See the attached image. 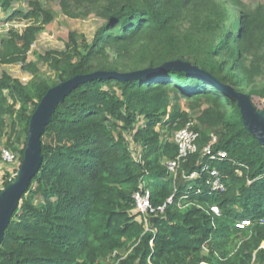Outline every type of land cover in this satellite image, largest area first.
<instances>
[{"label": "trees", "instance_id": "1", "mask_svg": "<svg viewBox=\"0 0 264 264\" xmlns=\"http://www.w3.org/2000/svg\"><path fill=\"white\" fill-rule=\"evenodd\" d=\"M11 2L0 0V7L6 11ZM27 4L5 19L24 28L0 38V64H21L32 75L23 83L0 74V151L16 152L19 161L37 103L75 74L181 60L248 93L252 103L253 95L264 99V3L59 0L65 16L94 14L102 24L90 42L69 31L64 49L47 50L36 61L28 53L55 14L39 0ZM39 61L57 81L38 76ZM190 121L199 134L197 151L181 159L174 176L167 168L178 155L173 135ZM211 134L225 159L201 156ZM41 153L40 169L5 229L0 264H264V146L244 128L236 100L206 79L170 69L79 84L45 126ZM204 163L219 170L223 192H208L204 172L194 181L182 178ZM4 173L5 186L13 178ZM141 187L155 208L172 196L148 230L132 196ZM242 220L251 224L237 227Z\"/></svg>", "mask_w": 264, "mask_h": 264}, {"label": "water", "instance_id": "2", "mask_svg": "<svg viewBox=\"0 0 264 264\" xmlns=\"http://www.w3.org/2000/svg\"><path fill=\"white\" fill-rule=\"evenodd\" d=\"M170 69L182 70L188 74L206 79L218 87L225 95L235 99L244 128L264 146V108L258 110L252 103L248 93L234 90L230 85L221 83L209 72L190 62L171 60L155 68H145L130 72L97 70L86 74H75L71 78L49 87L30 115L22 159L13 180L0 191V245L3 241L5 229L12 220L21 196L28 190L32 178L37 174L42 164L41 135L43 130L50 122L57 105L63 102L71 90L79 84L94 79L114 78L125 82L156 75L161 71ZM155 219L156 216H151L150 222L153 223Z\"/></svg>", "mask_w": 264, "mask_h": 264}, {"label": "rangeland", "instance_id": "3", "mask_svg": "<svg viewBox=\"0 0 264 264\" xmlns=\"http://www.w3.org/2000/svg\"><path fill=\"white\" fill-rule=\"evenodd\" d=\"M42 2L44 7L49 8L54 14L55 17L51 23H49L42 31L37 33L36 40L34 41L29 53H28V60L36 61L37 55L44 54L47 50L57 49L62 50L65 47V43L67 41V34L69 31H75L78 34L82 35V37L90 42L94 37L96 31L102 24V20L91 14L89 16H82L78 18H71L65 16L60 8L59 0H39ZM245 5L250 7H255L258 3H264V0H241ZM28 9L27 0H12L11 6L8 10H3L0 7V38L6 34L9 29H14L17 31H21L25 23L24 22H6V17L13 11V10H23L26 11ZM232 11V10H231ZM39 73L38 76L52 81H57V77L55 72L47 66L42 61L38 62ZM2 71H7L11 75L18 77L23 83H27L32 79V75L29 72L24 71L21 68V64H0V74ZM253 103L255 106L260 110L264 108V99L259 98L256 95L252 96ZM180 106L186 109V102L181 99ZM126 138L131 142V137L126 135ZM138 144L131 142V146L135 147L139 151ZM141 150V149H140ZM138 151H135L138 152ZM16 166L14 164H8V166H2L3 170H10L12 166ZM150 180V179H149ZM147 183V182H146ZM155 187V184L154 186ZM238 241V238H234L233 242ZM264 246V244H262ZM203 253H206L204 251Z\"/></svg>", "mask_w": 264, "mask_h": 264}, {"label": "built area", "instance_id": "4", "mask_svg": "<svg viewBox=\"0 0 264 264\" xmlns=\"http://www.w3.org/2000/svg\"><path fill=\"white\" fill-rule=\"evenodd\" d=\"M198 132L193 128V122H188L183 128L177 130L173 135V141L176 143L178 148V155L175 159L167 161V168L170 172L176 176L177 167L182 160H186L187 156L197 151L196 140L198 138ZM217 137L214 134H211L210 141L202 146L201 156L207 157L209 160H223L227 157V154L224 150L214 151L213 145L216 143ZM10 170H6L9 173L8 179L11 180L14 178L17 168L20 164L18 155L16 152L11 151L6 147H2L0 151V191L4 188L5 182V173L2 169L3 164H14ZM200 171H191L190 173H182V178L185 181H194L201 177L202 173L207 174L206 185L208 186V192H223L225 190V184L222 181L221 174L219 170L213 166H210L208 163H204L200 167ZM199 191V190H198ZM133 198L135 201L136 210L143 215L145 221V229L148 230V221H150L151 216H157L164 212L167 204L172 202V196L168 197L165 203L157 206L156 208L151 205L150 202V191L145 188H140L139 190L133 193ZM210 211L215 214H219V208L217 205H210ZM261 222H264V218L261 219ZM251 223L249 220H242L236 224L237 227L243 228L249 226Z\"/></svg>", "mask_w": 264, "mask_h": 264}]
</instances>
